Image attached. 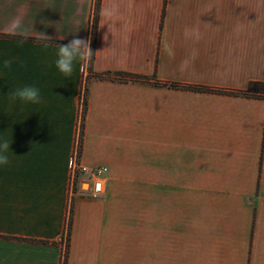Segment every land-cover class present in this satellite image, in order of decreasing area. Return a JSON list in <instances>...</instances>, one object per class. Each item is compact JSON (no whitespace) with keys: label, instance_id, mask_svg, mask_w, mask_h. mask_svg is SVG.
<instances>
[{"label":"crops","instance_id":"1","mask_svg":"<svg viewBox=\"0 0 264 264\" xmlns=\"http://www.w3.org/2000/svg\"><path fill=\"white\" fill-rule=\"evenodd\" d=\"M98 6L92 69L65 77L54 46L92 50ZM16 23L51 46L11 34ZM252 83H264V0H0V138L12 140L0 264L66 252V264H264V88ZM25 85L39 104L9 101ZM83 92L78 161L108 168L97 198L70 190Z\"/></svg>","mask_w":264,"mask_h":264},{"label":"clouds","instance_id":"2","mask_svg":"<svg viewBox=\"0 0 264 264\" xmlns=\"http://www.w3.org/2000/svg\"><path fill=\"white\" fill-rule=\"evenodd\" d=\"M117 14L118 6L115 4L107 6L101 10V16L105 19L107 25L108 22H111ZM18 29L19 23L14 24L10 30L11 34L20 35L23 39H27L31 36L34 37L38 43L43 42L45 48L51 46L48 41H50L52 37L47 36L44 33H34L32 29L31 32L34 35H30L28 31L18 32ZM60 39L62 40L64 37L61 36ZM54 47L57 49L56 59L54 62L55 67L59 73L65 77H70L73 74L78 62H87L93 56V52L89 46V41L80 38H74L66 45ZM10 68L11 61L5 59L2 63V69L9 70ZM79 70H84V64L79 65ZM8 99L12 103L19 101L23 104H39L41 102L40 89L35 85H25L11 92L8 95ZM11 143L12 140L0 138V165H7L9 163L8 153L10 151L9 149Z\"/></svg>","mask_w":264,"mask_h":264},{"label":"built area","instance_id":"3","mask_svg":"<svg viewBox=\"0 0 264 264\" xmlns=\"http://www.w3.org/2000/svg\"><path fill=\"white\" fill-rule=\"evenodd\" d=\"M85 98V92H83L81 100L82 109H84ZM81 125L82 120L79 123L77 149L75 150L71 162L70 190L74 193L77 187H80V189L83 190L87 196L97 198L105 192V181L108 175V168L106 166L90 167L83 165L78 161ZM83 183H86L87 189L82 187Z\"/></svg>","mask_w":264,"mask_h":264},{"label":"trees","instance_id":"4","mask_svg":"<svg viewBox=\"0 0 264 264\" xmlns=\"http://www.w3.org/2000/svg\"><path fill=\"white\" fill-rule=\"evenodd\" d=\"M98 15H99V6L96 8L95 17H94L95 29H94V32H93V48H92L93 56L89 60L90 69H92V63H93V59H94V50H93L94 49V36H95V33H96V23H97V20H98ZM176 86L177 85H175V87ZM255 86H263L264 87V83H252L248 92H250L251 89L253 87H255ZM87 106H88V101H87V98H85V100H84V109H83V121H82L81 132H80L79 151L81 150L82 143H83V135H84V127H85L84 118H85V114H86V111H87ZM66 232H67V237H68V241H69L70 232H71V219H70V221L68 223V227H67V231ZM66 263H67V252L65 253L64 260H63V264H66Z\"/></svg>","mask_w":264,"mask_h":264},{"label":"rangeland","instance_id":"5","mask_svg":"<svg viewBox=\"0 0 264 264\" xmlns=\"http://www.w3.org/2000/svg\"><path fill=\"white\" fill-rule=\"evenodd\" d=\"M254 88L263 89L264 87H263V86H256V87H254ZM84 189H87V185H86V186H84Z\"/></svg>","mask_w":264,"mask_h":264}]
</instances>
